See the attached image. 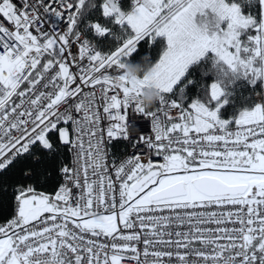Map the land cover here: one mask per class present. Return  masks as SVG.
Here are the masks:
<instances>
[{
  "label": "snow or ice",
  "instance_id": "1",
  "mask_svg": "<svg viewBox=\"0 0 264 264\" xmlns=\"http://www.w3.org/2000/svg\"><path fill=\"white\" fill-rule=\"evenodd\" d=\"M0 194V264H264V0H0Z\"/></svg>",
  "mask_w": 264,
  "mask_h": 264
},
{
  "label": "clouds",
  "instance_id": "2",
  "mask_svg": "<svg viewBox=\"0 0 264 264\" xmlns=\"http://www.w3.org/2000/svg\"><path fill=\"white\" fill-rule=\"evenodd\" d=\"M147 72V65L140 63H127L124 65L125 74L131 79L138 76L141 71ZM160 93L154 87L145 88L141 97L144 106H149L159 98Z\"/></svg>",
  "mask_w": 264,
  "mask_h": 264
},
{
  "label": "trees",
  "instance_id": "3",
  "mask_svg": "<svg viewBox=\"0 0 264 264\" xmlns=\"http://www.w3.org/2000/svg\"><path fill=\"white\" fill-rule=\"evenodd\" d=\"M125 5L129 2V0H123ZM145 57L151 58L153 61L158 58V51L156 49H150L145 45H141L138 53L133 57L134 60L136 61H143ZM121 146V145H120ZM11 191V189L9 190ZM0 199H7L5 194H0ZM7 212L6 211H0V216L5 215Z\"/></svg>",
  "mask_w": 264,
  "mask_h": 264
},
{
  "label": "built area",
  "instance_id": "4",
  "mask_svg": "<svg viewBox=\"0 0 264 264\" xmlns=\"http://www.w3.org/2000/svg\"><path fill=\"white\" fill-rule=\"evenodd\" d=\"M136 117H134V119H135ZM119 149H120V151H124V146L123 145H121V146H119Z\"/></svg>",
  "mask_w": 264,
  "mask_h": 264
}]
</instances>
